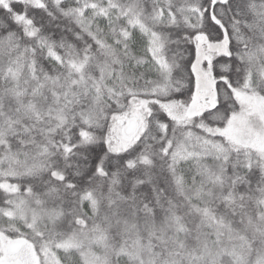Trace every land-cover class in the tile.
<instances>
[{
    "label": "snow or ice",
    "instance_id": "snow-or-ice-1",
    "mask_svg": "<svg viewBox=\"0 0 264 264\" xmlns=\"http://www.w3.org/2000/svg\"><path fill=\"white\" fill-rule=\"evenodd\" d=\"M0 264H264V0H0Z\"/></svg>",
    "mask_w": 264,
    "mask_h": 264
}]
</instances>
